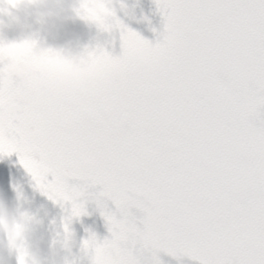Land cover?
<instances>
[{"label": "snow or ice", "instance_id": "6c2138e0", "mask_svg": "<svg viewBox=\"0 0 264 264\" xmlns=\"http://www.w3.org/2000/svg\"><path fill=\"white\" fill-rule=\"evenodd\" d=\"M159 7L163 42L127 31L122 56L94 53L120 72L128 55L148 50L158 79L128 72L122 90L83 101L15 93L0 119V153H18L73 216L83 193L70 179L103 187L123 216H106L111 240L85 241L104 264H148L138 248L198 264H264V0Z\"/></svg>", "mask_w": 264, "mask_h": 264}, {"label": "clouds", "instance_id": "9594fccd", "mask_svg": "<svg viewBox=\"0 0 264 264\" xmlns=\"http://www.w3.org/2000/svg\"><path fill=\"white\" fill-rule=\"evenodd\" d=\"M114 9L115 0H0V119L12 95L27 89L83 101L102 90H122L128 72L158 79L161 63L148 50L128 55L126 71L112 72L67 31L77 20L114 30ZM33 32L38 39H15ZM0 264H73V259L64 244L48 238L43 219L27 201L0 195ZM92 264L104 261L94 253Z\"/></svg>", "mask_w": 264, "mask_h": 264}, {"label": "bare ground", "instance_id": "6f19581e", "mask_svg": "<svg viewBox=\"0 0 264 264\" xmlns=\"http://www.w3.org/2000/svg\"><path fill=\"white\" fill-rule=\"evenodd\" d=\"M90 35H94V33L92 32ZM110 41L108 45L104 44L103 47H92L94 42L87 47L94 53L106 52L113 58H119L124 51V35L120 37L112 36ZM107 50L109 52H107ZM54 179L55 178L51 174L47 177L49 183H52ZM68 184L71 188L83 193L77 201L78 204L83 205V213L78 217L72 215L71 202H64L51 198L50 195L39 186L32 174L21 164L20 155L18 153H12L11 155L0 154V195L9 202H15L17 197H22L27 201V206L30 207L33 212H39L40 217L44 221V231L47 236L49 234V227L54 228L56 224H64L74 218L93 217L92 224L95 227L101 226L109 230L110 226L106 219L108 214H114L118 219L123 218L116 204L106 195L102 194L104 192L102 186H92L78 179H70ZM128 211L135 218L143 214L138 207H132ZM141 228H143V226ZM71 236L72 235L69 234L67 237L69 241L73 239ZM77 248L81 250L82 246L77 244Z\"/></svg>", "mask_w": 264, "mask_h": 264}, {"label": "rangeland", "instance_id": "374dc122", "mask_svg": "<svg viewBox=\"0 0 264 264\" xmlns=\"http://www.w3.org/2000/svg\"><path fill=\"white\" fill-rule=\"evenodd\" d=\"M80 38V37H79ZM81 39V38H80ZM82 40V42L84 43V44H86V46H90V45H88V44H90L88 41H85L84 42V40L83 39H81ZM79 223H81V220L80 219H75L74 221H72V223L70 224V228L72 227V229H73V234L74 235H76L77 236V234L76 233H78V232H76V228H77V226L79 225ZM84 225V224H83ZM85 226H87L86 228L87 229H85L84 231H83V234L85 233L87 236H84V235H82L83 237H85L86 238V240L85 241H89L93 236L92 235H96V237H98V238H100V239H104L106 236H103L104 235V233H106V234H108V233H110V231H108V229L107 228H104V227H99V228H93V226H92V224H87V225H85ZM138 226H140V225H138ZM94 232V234H92L91 232ZM89 233H91L90 235H89ZM78 235H80L79 233H78ZM75 236V237H76ZM109 237V236H108ZM84 240V239H83ZM84 241V242H85ZM83 242V243H84ZM84 245V244H83ZM71 249H73V248H71ZM167 256V255H166ZM186 256L187 255H185V254H182V253H180V252H178L177 253V255L175 256L176 257V261H177V263L178 262H182V261H187L186 260ZM77 264H78V262H77ZM174 264V263H173Z\"/></svg>", "mask_w": 264, "mask_h": 264}, {"label": "flooded vegetation", "instance_id": "af4514ba", "mask_svg": "<svg viewBox=\"0 0 264 264\" xmlns=\"http://www.w3.org/2000/svg\"><path fill=\"white\" fill-rule=\"evenodd\" d=\"M138 6L140 7V6H141V4L139 3V4H138ZM163 21H165V20H163ZM17 38H19V37H17ZM15 39H16V38H15Z\"/></svg>", "mask_w": 264, "mask_h": 264}]
</instances>
